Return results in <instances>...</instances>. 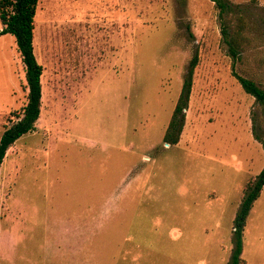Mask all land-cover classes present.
I'll use <instances>...</instances> for the list:
<instances>
[{"label": "rangeland", "instance_id": "rangeland-1", "mask_svg": "<svg viewBox=\"0 0 264 264\" xmlns=\"http://www.w3.org/2000/svg\"><path fill=\"white\" fill-rule=\"evenodd\" d=\"M229 1L250 39L233 69L263 86L264 0ZM33 19L40 113L0 165V264H229L264 151L213 1L38 0ZM194 53L184 125L166 145ZM27 93L15 37L0 34V135ZM241 258L264 264V186Z\"/></svg>", "mask_w": 264, "mask_h": 264}, {"label": "trees", "instance_id": "trees-1", "mask_svg": "<svg viewBox=\"0 0 264 264\" xmlns=\"http://www.w3.org/2000/svg\"><path fill=\"white\" fill-rule=\"evenodd\" d=\"M218 10L221 43L232 59V74L241 88L254 98L258 112L251 118V133L264 151V85H259L251 78L234 70V63L241 51L248 48L250 39L245 34L247 22L238 6L229 0H211ZM254 1V0H252ZM38 0H0V19L3 27L0 34L10 33L15 37L17 49L25 66V79L28 88L27 101L22 106L17 118L7 125L0 135V165L7 149L22 135L34 130L40 113L41 65L33 53V18ZM197 64V54L189 60L181 90L173 107L171 116L163 133L162 142L176 144L182 131L185 113L192 87V75ZM264 186V165L260 172L249 180L233 219L234 248L229 264H242V234L247 216Z\"/></svg>", "mask_w": 264, "mask_h": 264}, {"label": "water", "instance_id": "water-1", "mask_svg": "<svg viewBox=\"0 0 264 264\" xmlns=\"http://www.w3.org/2000/svg\"><path fill=\"white\" fill-rule=\"evenodd\" d=\"M166 145H168V143H165Z\"/></svg>", "mask_w": 264, "mask_h": 264}]
</instances>
